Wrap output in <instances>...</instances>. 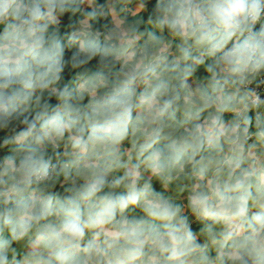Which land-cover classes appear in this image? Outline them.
<instances>
[{"label": "clouds", "instance_id": "1", "mask_svg": "<svg viewBox=\"0 0 264 264\" xmlns=\"http://www.w3.org/2000/svg\"><path fill=\"white\" fill-rule=\"evenodd\" d=\"M0 264H264V0H0Z\"/></svg>", "mask_w": 264, "mask_h": 264}]
</instances>
